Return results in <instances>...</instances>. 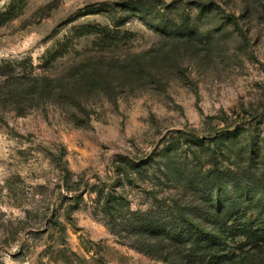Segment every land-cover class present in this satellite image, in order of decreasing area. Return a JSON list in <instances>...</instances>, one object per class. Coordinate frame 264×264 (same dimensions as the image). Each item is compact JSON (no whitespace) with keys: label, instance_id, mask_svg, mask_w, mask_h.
<instances>
[{"label":"rangeland","instance_id":"obj_1","mask_svg":"<svg viewBox=\"0 0 264 264\" xmlns=\"http://www.w3.org/2000/svg\"><path fill=\"white\" fill-rule=\"evenodd\" d=\"M260 198L264 0H0V264H264Z\"/></svg>","mask_w":264,"mask_h":264},{"label":"trees","instance_id":"obj_2","mask_svg":"<svg viewBox=\"0 0 264 264\" xmlns=\"http://www.w3.org/2000/svg\"><path fill=\"white\" fill-rule=\"evenodd\" d=\"M131 167L135 169H142V165L139 163H136L135 161H131ZM130 167V168H131ZM127 172V168L125 169ZM125 171V172H126ZM118 169V177L121 176L122 173H120ZM224 171H220L219 168H215L211 170L208 173L209 178H212L211 181V189L213 192V196L210 200V206L212 211V222L210 225L212 227L205 229L208 231L207 234H205L203 237H200L199 241H209V247L210 248H216L218 250L221 249L220 244H225L227 241V237L224 235L226 233V230L233 229L230 227V222L233 221V223H236L239 219H241L243 216H248L250 212L255 213L253 209H247V203L249 201V198H246L243 195V190L238 186H233L234 190L232 191L229 189V185L223 187V180H224ZM210 182V181H208ZM103 191H101L102 194ZM103 193L102 196L107 198L106 200V209H110L112 206V203L115 201V197L112 192H108L107 195ZM113 196V197H112ZM263 201V198H260L258 200ZM253 210V211H250ZM260 217L256 218L260 221V226L257 228L256 233L254 234H260L263 235V237L260 236V239L258 240V244L262 242L264 244V210L259 212ZM242 216V217H241ZM253 216V215H252ZM250 219L247 223L245 222L244 227L250 228L252 227V224L254 223L253 219L254 217L247 218ZM191 225H199L198 222H191ZM219 230V231H218ZM234 230V229H233ZM253 230V228H252ZM206 231V232H207ZM221 245V246H222ZM219 256V255H217Z\"/></svg>","mask_w":264,"mask_h":264}]
</instances>
